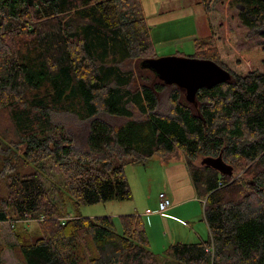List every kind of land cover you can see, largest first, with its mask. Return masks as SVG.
<instances>
[{
	"label": "trees",
	"instance_id": "16d2710c",
	"mask_svg": "<svg viewBox=\"0 0 264 264\" xmlns=\"http://www.w3.org/2000/svg\"><path fill=\"white\" fill-rule=\"evenodd\" d=\"M217 1L199 0L210 34L195 58L231 78L191 102L143 66L156 57L140 0H0V223L36 222L12 228L21 264H264V40L234 51L230 36L224 56ZM229 1L243 26H264V0ZM177 151L204 200L206 240L156 254L138 214L120 215L118 232L111 216L64 213V192L76 206L131 199L125 165ZM219 155L240 177L195 164ZM47 159L65 177L58 198L34 168Z\"/></svg>",
	"mask_w": 264,
	"mask_h": 264
},
{
	"label": "rangeland",
	"instance_id": "374dc122",
	"mask_svg": "<svg viewBox=\"0 0 264 264\" xmlns=\"http://www.w3.org/2000/svg\"><path fill=\"white\" fill-rule=\"evenodd\" d=\"M101 1V0H99ZM142 12L145 18L146 25L149 28L150 37L153 44L154 57L164 56H181V57H196L195 40L204 39L210 34L209 25L204 14L202 5L199 0H140ZM163 1V2H162ZM168 9L167 12H163ZM213 8L218 11L219 18L217 23V32L222 40H224L223 54L230 52L226 39L233 37V50L240 51L263 42L264 37L262 31L264 26L258 29H248L243 26L238 19L239 9L230 3L229 0L217 1ZM192 13V14H191ZM160 19H163L159 23ZM192 23H196V31L193 37L186 36L189 28L191 30ZM128 66L134 67L135 62L131 61ZM148 75L147 73H143ZM164 108H169V104L164 97ZM68 118V126L72 127L77 121L73 117L62 116L61 122H66ZM0 127L8 128V121L5 116L0 118ZM180 152V151H179ZM177 151L176 155L179 156ZM184 155V153L181 151ZM175 155V156H176ZM174 156V157H175ZM185 156V155H184ZM174 157H171L174 158ZM199 157L195 164H200ZM169 159H162L158 156H152L142 163H127L125 165V173L130 185L132 198L125 201L112 200L104 203L80 204L76 206L69 198L67 192H64L62 198L64 200V213L67 217L83 216L95 217L109 215L113 218L116 229L121 231L119 216L127 214L126 212L133 211L134 205H143L145 202L154 199L159 193V184L152 180L160 171V164ZM39 173L45 189L49 192L51 198H58V190L64 191L65 177L59 170L57 163L52 159H47L42 163L36 164L34 167ZM232 175L240 177L236 174L237 171H232ZM4 185L3 183L1 184ZM5 191H3L4 193ZM191 211L199 212L200 218L197 222L204 224L203 205L200 200L191 203ZM13 213L11 216L13 217ZM30 214H27L23 219H8L0 223V256L3 264H21L20 256L13 246L16 244V238L13 233V227L17 229L28 228L34 231L36 222L31 220ZM145 224V222H144ZM186 230L183 231L182 242H197L205 240L208 237V232L203 234L202 238H192L190 233L192 226L188 224L183 226ZM157 246L151 243L150 249L156 254H162L168 247L162 246V238L157 235ZM168 245V244H165Z\"/></svg>",
	"mask_w": 264,
	"mask_h": 264
},
{
	"label": "crops",
	"instance_id": "0c3cea01",
	"mask_svg": "<svg viewBox=\"0 0 264 264\" xmlns=\"http://www.w3.org/2000/svg\"><path fill=\"white\" fill-rule=\"evenodd\" d=\"M168 9H170V7L163 12L168 13ZM162 21L163 19H160L159 23ZM189 31L190 32H187L186 36L193 37L196 31V23H192L191 30L189 28ZM178 155L179 156L174 155L175 157L172 156L174 157L172 159L169 157L170 160L168 161L162 160L163 162L160 164L159 174H157L155 178H152V180L157 181L159 184V193L165 192L170 198L171 206L168 210L163 215L158 213V193L154 199L149 197V200L145 202V204H135L133 211L126 212L127 214H138L142 217L143 222H145L144 226L149 241V247L151 243L154 244L155 247L157 246V240L155 239L157 235L162 238V246L164 247L176 242H182L183 231L186 230L183 226H187L188 224L192 226L190 231L192 238H202L206 231L209 236L207 224L203 220L204 216L202 218L204 224H201L197 222L200 218V213L191 211V203L200 200L203 205L204 200L200 197L194 185L185 156L180 152Z\"/></svg>",
	"mask_w": 264,
	"mask_h": 264
},
{
	"label": "water",
	"instance_id": "95a60500",
	"mask_svg": "<svg viewBox=\"0 0 264 264\" xmlns=\"http://www.w3.org/2000/svg\"><path fill=\"white\" fill-rule=\"evenodd\" d=\"M166 84H174L183 89L188 101L193 102L196 93L203 87H212L229 80L230 73L215 62L195 57L164 56L143 61ZM200 165H207L223 174H231L232 167L222 156L203 157Z\"/></svg>",
	"mask_w": 264,
	"mask_h": 264
},
{
	"label": "built area",
	"instance_id": "2783aa9c",
	"mask_svg": "<svg viewBox=\"0 0 264 264\" xmlns=\"http://www.w3.org/2000/svg\"><path fill=\"white\" fill-rule=\"evenodd\" d=\"M171 206V200L165 192H160L157 197V210L160 215H163ZM63 222V221H62Z\"/></svg>",
	"mask_w": 264,
	"mask_h": 264
}]
</instances>
